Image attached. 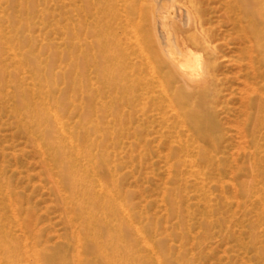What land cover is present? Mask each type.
I'll return each instance as SVG.
<instances>
[{
  "label": "rangeland",
  "instance_id": "1",
  "mask_svg": "<svg viewBox=\"0 0 264 264\" xmlns=\"http://www.w3.org/2000/svg\"><path fill=\"white\" fill-rule=\"evenodd\" d=\"M151 1L0 0V264H100L93 228L117 236L106 251L139 253L136 264H264L261 55L232 0H183L216 48L214 81L203 108L159 111L133 15ZM48 105L80 147L93 144L108 162L115 214L92 202L89 223L78 211L43 138L53 116L34 113Z\"/></svg>",
  "mask_w": 264,
  "mask_h": 264
},
{
  "label": "bare ground",
  "instance_id": "2",
  "mask_svg": "<svg viewBox=\"0 0 264 264\" xmlns=\"http://www.w3.org/2000/svg\"><path fill=\"white\" fill-rule=\"evenodd\" d=\"M151 2L153 4L145 14L138 12L133 14L135 19H140V26H142L141 30L139 29L140 35L136 37L140 51L141 71L148 77V89L154 88V93L162 95H158L162 98V105H158L157 109L164 112L166 107H171L182 116L183 113H187L186 104L192 103L191 106L195 105L196 109L203 108L204 91L209 89L214 81L210 73L215 66L212 57L215 55L216 48L211 45L209 33L204 30L199 13L191 14L193 5L186 7L183 0H152ZM232 5L243 20L240 27L244 29L246 35H249L252 48L260 53L261 61L264 62V0H232ZM182 21L184 25L190 27V34L184 35ZM259 25H262L261 30L258 29ZM196 34L201 38L200 42L195 39ZM191 36L194 37V41L189 46L186 42ZM199 43L203 48L208 49L205 58L197 55L196 49L200 46ZM171 83H181V86L172 87ZM190 85L197 89L195 96L190 95L185 87ZM22 95L23 102L27 105L23 92ZM52 107L48 105L42 112L34 113L40 115L46 111V114L50 112L49 114L53 116L54 129L47 130V132L51 131V137L48 139L43 136V138L54 151V161L60 165L62 179L66 187L71 190L72 200L76 201L78 211L81 215H85L89 223L93 216V212L89 210V204L92 202L97 203L99 211L109 209L115 214L116 211L112 206L115 199L114 183L108 184L105 181L106 173L102 170L103 167L108 166V162L103 155H95L93 144L80 147L74 136L69 135L65 129L60 114ZM178 135L183 136L181 130ZM180 142L184 146L183 149L189 146L188 140H180ZM82 161L85 165L81 164ZM107 171L111 172V169ZM96 183H99L100 192L96 191ZM256 188L259 197L261 194L264 195L263 188L259 185ZM261 198L264 201V196ZM136 230L138 233H143L141 227H136ZM92 233L101 244L98 248L101 255L98 260L100 264H136L133 262L136 258L141 260L137 252L133 253V256L121 255L122 253L108 252L103 248L107 244L117 247L119 242L117 236L104 237L96 228H93ZM1 242L3 243L2 239H0ZM150 250L156 260L162 259L157 251Z\"/></svg>",
  "mask_w": 264,
  "mask_h": 264
}]
</instances>
